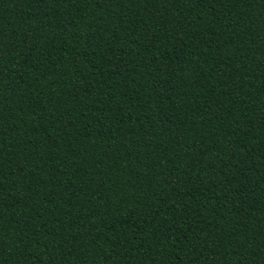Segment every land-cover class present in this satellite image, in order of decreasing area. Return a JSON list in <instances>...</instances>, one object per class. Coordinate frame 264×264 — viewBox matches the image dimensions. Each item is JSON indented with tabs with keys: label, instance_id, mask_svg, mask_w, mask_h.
<instances>
[{
	"label": "trees",
	"instance_id": "obj_1",
	"mask_svg": "<svg viewBox=\"0 0 264 264\" xmlns=\"http://www.w3.org/2000/svg\"><path fill=\"white\" fill-rule=\"evenodd\" d=\"M0 264H264V0H0Z\"/></svg>",
	"mask_w": 264,
	"mask_h": 264
}]
</instances>
